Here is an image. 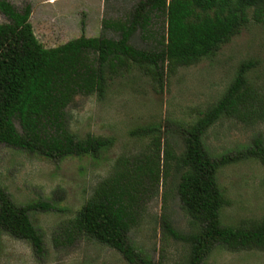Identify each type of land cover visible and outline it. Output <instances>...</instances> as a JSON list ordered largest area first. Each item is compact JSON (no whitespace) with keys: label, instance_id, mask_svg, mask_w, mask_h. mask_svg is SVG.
<instances>
[{"label":"trees","instance_id":"trees-1","mask_svg":"<svg viewBox=\"0 0 264 264\" xmlns=\"http://www.w3.org/2000/svg\"><path fill=\"white\" fill-rule=\"evenodd\" d=\"M263 13L264 0H138L124 20L103 21V30L113 32L115 39L82 35L45 48L33 33L30 5L17 10L0 0V14L8 21L0 24V145L52 161H97L115 140L91 134L79 137L70 131L67 109L76 97L102 99L109 81L132 71L162 87L178 69L213 57L251 18L264 25ZM138 33L155 45L133 46ZM252 67V62H242L215 103L193 122L175 126L172 134L182 143L178 154L168 139L160 137L158 128L132 130L131 136L148 139L144 157L139 164L124 157L116 160L109 176L60 227L59 243L94 241L114 249L129 264H152L128 235L136 225L145 189L159 187L173 175L180 207L194 232L182 235L167 219H162V230L187 246L184 264H204L218 246L229 252L264 251V218L237 227L221 225V210L229 201L217 184L223 166L243 160L264 166V138L257 135L245 152L219 159L211 157L203 142L221 119L264 123V91L258 92L247 79ZM36 209L50 207L47 203L19 206L0 187V234L28 242L41 255L43 237L30 219Z\"/></svg>","mask_w":264,"mask_h":264},{"label":"rangeland","instance_id":"rangeland-1","mask_svg":"<svg viewBox=\"0 0 264 264\" xmlns=\"http://www.w3.org/2000/svg\"><path fill=\"white\" fill-rule=\"evenodd\" d=\"M17 10L30 5V24L36 39L45 48H54L80 36L101 35L103 21L124 20L138 0H7ZM264 19V13L262 14ZM0 14V24L7 23ZM159 33L163 34V22ZM131 44L149 49L155 44L136 34ZM242 62H252L249 83L264 91V25L252 18L241 32L224 44L211 58L180 68L164 79L162 87L137 71L108 82L104 98L78 96L67 109L72 133L113 138L114 145L97 161L66 158L52 161L0 145V187L11 200L25 206L47 203L50 210L30 212L34 227L43 237L44 251L36 255L28 242L0 234V264H129L114 249L82 240L72 246L59 243V229L74 217L95 186L109 176L120 157L137 164L147 151L148 139L133 137L139 127H156L178 154L182 143L172 132L177 124L193 122L215 103L232 81ZM17 127V124H16ZM18 128V127H17ZM19 130V128H18ZM262 135L264 123L242 124L221 119L204 135V146L214 159L235 157L249 147L253 137ZM175 176H167L159 187L145 189L139 215L128 238L152 264H184L187 246L168 238L162 230L167 219L182 235L194 232L180 207ZM217 184L229 205L220 214L222 226L237 227L264 218V166L243 160L223 166ZM204 264H264V251L229 252L216 247Z\"/></svg>","mask_w":264,"mask_h":264}]
</instances>
